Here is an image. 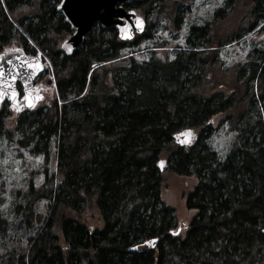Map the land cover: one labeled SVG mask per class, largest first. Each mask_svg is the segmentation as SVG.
Here are the masks:
<instances>
[{
	"label": "trees",
	"instance_id": "obj_1",
	"mask_svg": "<svg viewBox=\"0 0 264 264\" xmlns=\"http://www.w3.org/2000/svg\"><path fill=\"white\" fill-rule=\"evenodd\" d=\"M188 1L124 8H154L179 28ZM234 1L189 27L172 60L152 53L139 63L124 54L154 38L152 24L128 43L95 24L66 56L60 0H0V55L39 53L47 64L34 109L0 103V144L13 137L31 156L54 159L52 172L43 168L39 184L17 194L15 222L1 221L0 264H264V43L228 69L211 48L223 44L211 31ZM241 13L224 43L264 26V0ZM225 124L232 142L220 159L209 140ZM164 173L197 180L183 236L161 199ZM90 211L95 227L81 221Z\"/></svg>",
	"mask_w": 264,
	"mask_h": 264
},
{
	"label": "rangeland",
	"instance_id": "obj_2",
	"mask_svg": "<svg viewBox=\"0 0 264 264\" xmlns=\"http://www.w3.org/2000/svg\"><path fill=\"white\" fill-rule=\"evenodd\" d=\"M227 0H189V12L182 18L179 28L167 19L164 15L157 16L156 9L150 8L147 13L141 10H135L137 16L144 18L146 24H152L151 33L154 38L146 41H140L137 45L130 46L124 54V58H133L136 62L146 61L152 53H155L161 59L172 60L177 51L184 45L189 27L204 25L211 20L210 15L217 9L225 6ZM249 0H235L230 14L226 20L216 23L211 31L214 38L213 45L223 43L221 48L211 47L212 50H218L217 55L222 64V68L228 69L235 64L245 63L247 56L251 54L254 48H262L264 43V26L256 32L241 34V37L233 43H224L223 36H232L233 31L242 21V10ZM147 18V19H146ZM222 38V40H221ZM210 48V49H211ZM218 73L220 72L217 69ZM223 71V70H222ZM219 77V75L217 74ZM221 118L216 117L213 125L220 122ZM214 136L209 140L210 148L217 153L220 159L227 154L231 144L232 135L227 129L226 124L220 125L215 129ZM11 135L9 134V138ZM0 144V181L5 185L3 190L0 189V223L9 221L12 224L16 219V198L19 192L26 190L25 186L29 182L38 185L41 179V171L48 168L52 172L54 159L49 157L48 162L42 158L33 157L28 152L19 149L17 144L13 143L15 138L3 137ZM161 199L162 202L173 210L177 219L178 231L183 236L189 223L195 216V211H189L185 206V199L193 191L197 184L196 178L176 177L172 174L164 173L162 177ZM15 217V218H14ZM98 216L90 211L81 218L87 226H97Z\"/></svg>",
	"mask_w": 264,
	"mask_h": 264
},
{
	"label": "water",
	"instance_id": "obj_3",
	"mask_svg": "<svg viewBox=\"0 0 264 264\" xmlns=\"http://www.w3.org/2000/svg\"><path fill=\"white\" fill-rule=\"evenodd\" d=\"M132 1L60 0L57 11L71 30L69 37L62 41L60 51L70 56L81 46L95 24L103 30L110 27L115 28L118 38L123 42L132 40L135 34H141L145 30L144 19L137 16L133 10H126L123 7L124 4ZM0 69H3L0 75V93H2L0 103L6 101L12 111H19L21 107L27 109L35 107L39 99V90L35 82L37 76L47 69L41 55L37 54L32 57L17 49H12L0 55ZM158 167L162 170L161 165Z\"/></svg>",
	"mask_w": 264,
	"mask_h": 264
},
{
	"label": "snow or ice",
	"instance_id": "obj_4",
	"mask_svg": "<svg viewBox=\"0 0 264 264\" xmlns=\"http://www.w3.org/2000/svg\"><path fill=\"white\" fill-rule=\"evenodd\" d=\"M137 23H138V25H139V20L137 21ZM128 38H131V37H128ZM29 67H32L31 65H29ZM2 73H3V69H0V75H2ZM0 96H2V93H0ZM26 99L28 98L27 96L25 97ZM31 106V105H30ZM181 135L182 136H188V135H190L189 133H181ZM181 142H183V141H181Z\"/></svg>",
	"mask_w": 264,
	"mask_h": 264
}]
</instances>
